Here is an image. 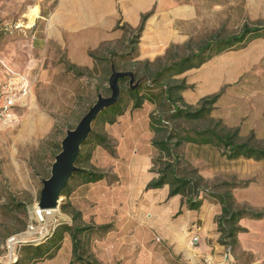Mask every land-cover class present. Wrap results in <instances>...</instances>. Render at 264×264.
<instances>
[{"label":"rangeland","instance_id":"obj_1","mask_svg":"<svg viewBox=\"0 0 264 264\" xmlns=\"http://www.w3.org/2000/svg\"><path fill=\"white\" fill-rule=\"evenodd\" d=\"M154 1L157 35L154 40L146 39L150 31L147 23L138 45L139 61L154 55L149 49L157 39L164 41L157 42L161 44L156 51L160 55L149 61L161 58L163 65L168 62L165 53L171 45L178 47L173 50L176 57H182L216 34L230 36L240 33L245 25H264V0ZM125 2L116 0L119 18L111 39L89 52H80L84 57L88 54L89 61L80 60L82 64L78 65L70 58L69 36L62 33L60 23L54 24L58 0H0V107L8 80L15 79L17 85L26 83L30 88L25 107L15 111L14 124H0V264H12L18 258L20 244L10 243L12 239L35 240L25 234L43 181L51 176L67 132L78 126L99 95L111 96L112 67L117 71H135L133 57L129 56L134 38L128 33L137 30L140 22L132 25L125 18ZM160 7L163 12L158 14ZM30 10L39 16L32 29L26 28ZM188 42L190 47L186 50L184 45ZM164 43L168 46L162 51ZM111 54L116 55L112 60ZM179 79H185L192 87L184 94L192 106L223 91L213 118L221 120L228 129H238L243 140L264 146V38L215 57ZM121 99L126 112L115 124L107 123L105 117L93 124V130L105 135L113 150L89 144L82 153L86 160L80 166L106 174L107 178L88 186L70 184L68 196H62L61 207L48 219L45 232L61 224H72L71 216L62 211V206L70 203L83 212L82 218L85 216L90 222L88 226L98 222L113 226L106 234L91 232L89 254L94 255L98 264H264V219L241 222L245 232L238 235L233 250L220 249L213 230L206 245L213 258L218 250L222 251L221 261L181 252L178 242L163 239L162 228L138 225L135 218L144 216L140 202L131 211L122 187L131 178L134 152L144 153L153 135L147 110L133 111L127 94H122ZM181 155L185 175L192 176L197 171L210 188L219 192H224L229 184L238 208L264 212V162L228 161L210 147L185 146ZM195 225L203 227L201 221ZM196 236L199 242L193 247L201 244L200 236ZM70 253L66 245L55 260L38 264H70Z\"/></svg>","mask_w":264,"mask_h":264},{"label":"trees","instance_id":"obj_2","mask_svg":"<svg viewBox=\"0 0 264 264\" xmlns=\"http://www.w3.org/2000/svg\"><path fill=\"white\" fill-rule=\"evenodd\" d=\"M152 12L142 16L137 30H129L134 38L129 47V56L133 57L136 82H140L136 89H131L130 80H120L122 94H127L132 101V110H143L146 105H152L155 110L149 115V129L153 135L151 141L157 156L152 160V172L158 175L146 187V191L162 189L168 186L169 198L181 196L182 208L189 211H199L207 197L220 205L221 214L217 217V232L220 237L218 244L229 249H235L237 238L245 230L240 226L242 220H263L264 212L238 208L229 184L226 190L219 192L209 187L205 179L197 171L192 176L185 175L182 169L183 157L181 150L185 146L210 147L220 152L228 161L252 160L264 162V146H258L254 140H243L238 129H228L221 120L213 118L223 91L205 97L196 106L189 105L184 94L192 89L185 79L179 78L189 71L200 69L213 58L237 48H245L252 41L264 38V25L250 27L245 25L240 33L230 36L216 34L198 49H192L182 57L173 53L177 46L171 45L165 53L167 63L161 65V58L151 62L139 61L138 45L145 30L146 22ZM132 47L134 49H132ZM190 43L184 45L188 50ZM136 54V55H135ZM111 54V60L115 57ZM93 58V54H91ZM126 112L122 99L117 105L105 110L96 122L105 117L106 122L113 125ZM190 126H186V125ZM89 144L94 148L101 147L113 150L111 142L103 135L92 131L88 141L83 144L80 159L77 162L79 171L74 174L62 196H68L70 184L77 182L80 186L99 183L107 178L106 174L83 168L80 165L86 159L83 149ZM60 149V148H59ZM61 151V150H60ZM90 159V156H88ZM205 195L206 197H204ZM182 208L179 214H182ZM62 211L71 216L72 224H61L56 227L48 239L38 245L25 244L19 247L18 259L12 264H38L53 260L63 248L66 238L72 242V261L70 264H98V261L89 254L91 232L98 234L109 233L112 225L86 226L83 224L82 213L66 203Z\"/></svg>","mask_w":264,"mask_h":264},{"label":"crops","instance_id":"obj_3","mask_svg":"<svg viewBox=\"0 0 264 264\" xmlns=\"http://www.w3.org/2000/svg\"><path fill=\"white\" fill-rule=\"evenodd\" d=\"M58 3V8H56L53 15L54 24L60 23L63 30L62 33L69 36L68 44L70 58L74 63L80 65L82 64L80 60L85 62L89 61L88 54L84 57L80 52H89V49H96L99 45L111 39L110 34L113 33L119 18L116 0H58ZM156 6L157 4L154 0H127V2L122 5L124 16L132 25H137L139 22L141 23L143 15L151 12L153 13L146 22V25L148 23V28L150 29L146 38L148 40H154V35H157V31L154 30V25L156 24L154 18ZM162 9L163 8L160 7V12L158 11V14L163 12ZM161 40L163 41V38L157 39V42ZM157 42L153 43L152 48L149 49L150 54L154 55H151L152 57L147 55L146 57L148 60H152L160 55L156 51L159 50L158 45L161 44H157ZM167 46L168 44H165L162 51H165ZM147 50L148 48L144 50V53H146ZM145 109L147 110L146 113L149 121V115L155 110V107L146 105L144 110ZM134 154L130 168L131 178L129 182L126 183V186L122 188L124 189V196L127 197L130 210L134 211V207L136 208L137 203L140 202V212L148 218L147 221H145L144 216H141V218L136 217L135 221H138V225L140 227L149 226L155 230H160V228H162L164 234L163 239L167 241L173 239L178 242L181 252H188L190 255L192 253L194 256L206 255L211 259L221 261L222 251L218 250L213 258V254L206 245V241L210 238V234L213 230H215L216 233L214 236L218 239L220 237L217 232V223L215 221V218L217 220V217L221 214L220 205L213 201L205 200L199 211H189L186 206L182 208L181 196L169 198L170 189L168 186L162 189L146 191L147 185L158 177L156 173L151 171L153 167L152 160L156 151L150 143L148 149H146L144 153L140 154L136 151ZM139 177H141L142 180H139ZM133 205L134 207H132ZM181 208L182 214H179ZM110 217L111 215L109 218ZM82 220L84 225H89L87 223L90 222L86 220L85 216ZM246 220L248 219L242 220L241 222ZM197 221H201L203 227L198 228L195 225ZM104 224L106 223L98 222L97 225L102 226ZM191 229L193 230L191 231ZM196 235L200 236L201 244L197 247H193L198 244H191V238ZM66 245H69L71 251L70 255L72 257V242L68 237L65 239L63 248L53 260L63 252ZM219 248L224 249L225 247L219 245ZM53 260L46 261V263ZM71 261L69 263H71Z\"/></svg>","mask_w":264,"mask_h":264},{"label":"water","instance_id":"obj_4","mask_svg":"<svg viewBox=\"0 0 264 264\" xmlns=\"http://www.w3.org/2000/svg\"><path fill=\"white\" fill-rule=\"evenodd\" d=\"M128 78L131 89H136L140 82H136L133 72L117 71L112 67V74L109 78L110 97L98 96L97 102L91 107L88 113L82 118L74 130L67 132L61 143V151L55 157L51 168V176L43 181V189L36 210L55 211L59 210L62 203V194L66 190L70 180L79 171L76 166L81 156L82 146L86 143L93 131V124L96 119L107 109L118 104L122 97L120 80Z\"/></svg>","mask_w":264,"mask_h":264},{"label":"built area","instance_id":"obj_5","mask_svg":"<svg viewBox=\"0 0 264 264\" xmlns=\"http://www.w3.org/2000/svg\"><path fill=\"white\" fill-rule=\"evenodd\" d=\"M30 92V88L26 83H22L21 85L16 84L15 79H10L6 82L3 87V100L2 105L0 107V124L3 126H10L14 124L15 121V111L17 108L25 107V100L28 98ZM52 211L45 210H34L32 219L28 225L27 232L25 234L26 238H35V240H23L16 241L12 239V243H18L21 247L25 244L38 245L48 239L54 230L53 228L50 232H45L46 224L48 221V217L51 215ZM51 217V216H50ZM40 236V237H38ZM30 242V243H28ZM199 242V237L195 236L192 238L191 244L195 245ZM18 259V258H17ZM15 259V262L17 261ZM14 262V261H13ZM14 262V263H15Z\"/></svg>","mask_w":264,"mask_h":264},{"label":"bare ground","instance_id":"obj_6","mask_svg":"<svg viewBox=\"0 0 264 264\" xmlns=\"http://www.w3.org/2000/svg\"><path fill=\"white\" fill-rule=\"evenodd\" d=\"M28 15H27V20H28V22H27V24H26V28H28V29H32V28H34V26H35V24H36V20L37 19H39V16L37 15V13L34 11V10H30V12L29 13H27ZM58 212V210H55V211H52V213H51V215L50 216H53L55 213H57ZM60 214V213H59ZM58 214V215H59ZM50 216L48 217V219H50ZM63 216V215H62ZM65 216V215H64ZM54 217V216H53ZM58 217V216H57ZM59 218V217H58ZM53 219V218H52ZM47 225V224H46ZM55 225V224H54ZM10 243H12V242H10ZM11 246V245H10ZM12 248V247H11ZM14 249V248H13ZM11 256H12V254H11Z\"/></svg>","mask_w":264,"mask_h":264}]
</instances>
